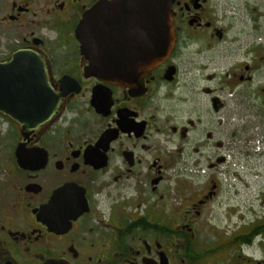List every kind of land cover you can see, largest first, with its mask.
<instances>
[{
    "label": "flooded vegetation",
    "instance_id": "obj_1",
    "mask_svg": "<svg viewBox=\"0 0 264 264\" xmlns=\"http://www.w3.org/2000/svg\"><path fill=\"white\" fill-rule=\"evenodd\" d=\"M119 1L0 0V264H264V218L232 222L224 188L251 147L230 101L264 156V0H167L172 54L127 87L109 79L149 67L152 21Z\"/></svg>",
    "mask_w": 264,
    "mask_h": 264
},
{
    "label": "water",
    "instance_id": "obj_2",
    "mask_svg": "<svg viewBox=\"0 0 264 264\" xmlns=\"http://www.w3.org/2000/svg\"><path fill=\"white\" fill-rule=\"evenodd\" d=\"M135 6V8H134ZM105 8H109L110 12H113V15H118V13H123L124 10L127 11V13L135 14L137 15V18L140 22H145V20L152 21V23L146 25L144 23L143 26H140V29L148 28L147 33V39L151 46L150 48V54L151 57L148 59V65L146 69L144 67L142 70L139 69V67L136 68V70H140L136 76H116L114 78H111L112 82L127 87L131 84H134L137 82V80L144 77V75L152 70L155 69L164 62L168 57L172 54V50L175 46L176 41V32H174V13L172 11V5L167 0H123L116 2L112 4L111 6H105ZM98 11L100 9H95L91 16H98ZM111 15V16H113ZM96 27L90 28L89 25H87V20H84L79 25L77 36H79V40L82 44V52L83 54L92 59L90 56L91 51L94 49L96 51L100 52L101 46H100V33H101V27L98 21H96ZM91 36V40H89V36ZM93 37V38H92ZM90 42H93V45L90 44ZM90 44V45H89ZM14 63H12L13 65ZM87 73L89 75H97L99 78L102 79H108L106 78L105 74H107L106 70L103 67V63L96 62L92 63L88 67ZM46 90L48 91V114L46 113V118L49 116L51 118L54 115V110L56 109V106L58 104V100L54 98L53 93L50 89V86L47 82ZM50 264H65L62 262H51Z\"/></svg>",
    "mask_w": 264,
    "mask_h": 264
},
{
    "label": "rangeland",
    "instance_id": "obj_3",
    "mask_svg": "<svg viewBox=\"0 0 264 264\" xmlns=\"http://www.w3.org/2000/svg\"><path fill=\"white\" fill-rule=\"evenodd\" d=\"M252 2L253 3H251V6L253 8H258L256 6V1L253 0ZM233 5L235 8L240 10L243 5V0H235ZM233 17L235 18L234 15ZM234 23L235 29H237L239 32L243 30V27H249V24L243 20L240 22L234 20ZM242 38L243 42H245V39H247L246 36H243ZM244 52L245 51L243 49L241 50L239 47H232L228 50V53H221V69L224 78L228 70H233L231 68L232 63L238 62L240 64L243 62L244 58L242 55ZM223 56L227 57L224 58ZM229 95L230 94H227L228 98H230ZM232 103V101L229 102V113H227V115H229L231 119H234L236 108H234L235 104ZM231 119L229 120L231 125L234 126V129H238L240 127H243L245 130L248 129L249 135L247 134L246 137H248L249 141L251 142L250 150L246 152L247 158L243 162H238L236 165L231 167L233 168L234 176L228 177L227 181L224 183V188L229 190L228 192L232 198L231 200H233L234 205H236V208L233 210L241 212V214L237 213L236 216L231 219V221L239 224L240 217H243L246 221H253L261 217L264 218V156H257V145L255 143V149L252 145V142H255L257 136L254 135V129H252L253 125L251 124L252 122L250 118L244 122L245 124L246 122L248 123L246 126H242L240 124L238 125L236 120L232 121ZM261 130L262 129H260V131ZM262 153L264 155V152ZM235 172H239L240 174L237 176ZM260 256L261 255L257 253V257L260 258Z\"/></svg>",
    "mask_w": 264,
    "mask_h": 264
}]
</instances>
